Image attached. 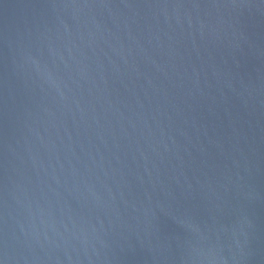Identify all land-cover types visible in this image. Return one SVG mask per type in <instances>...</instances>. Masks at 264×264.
Returning a JSON list of instances; mask_svg holds the SVG:
<instances>
[{"label":"water","instance_id":"water-1","mask_svg":"<svg viewBox=\"0 0 264 264\" xmlns=\"http://www.w3.org/2000/svg\"><path fill=\"white\" fill-rule=\"evenodd\" d=\"M0 264H264V0H0Z\"/></svg>","mask_w":264,"mask_h":264}]
</instances>
